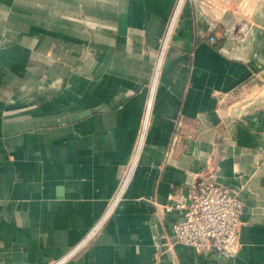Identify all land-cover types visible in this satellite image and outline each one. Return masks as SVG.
Returning a JSON list of instances; mask_svg holds the SVG:
<instances>
[{"label":"crops","instance_id":"crops-1","mask_svg":"<svg viewBox=\"0 0 264 264\" xmlns=\"http://www.w3.org/2000/svg\"><path fill=\"white\" fill-rule=\"evenodd\" d=\"M202 1L0 0V264H264V103L239 100L264 79V0ZM204 178L239 190L232 260L176 244L161 210Z\"/></svg>","mask_w":264,"mask_h":264},{"label":"built area","instance_id":"built-area-1","mask_svg":"<svg viewBox=\"0 0 264 264\" xmlns=\"http://www.w3.org/2000/svg\"><path fill=\"white\" fill-rule=\"evenodd\" d=\"M201 6L202 0H191ZM246 16V15H244ZM247 17V16H246ZM240 21V28L236 31L237 40L248 34V26ZM212 43L214 38L209 37ZM165 41L162 44L164 49ZM163 51V50H161ZM159 72L158 63L152 68L149 82V102L146 110L150 108L152 94L157 82ZM146 122H144V125ZM176 141V138H174ZM141 142V138L140 141ZM125 177L118 189L112 203H118V198L126 186ZM167 204L161 206V210L170 212L182 211L183 219L172 226L175 243L194 248L198 253L214 252L226 259H234L239 249V232L241 217L245 211L241 202L239 190L230 191L227 188L214 184L210 178H204L197 184L189 187L184 200L175 202L169 198ZM162 246L171 247L166 238L161 240ZM65 260L51 262L50 264H64Z\"/></svg>","mask_w":264,"mask_h":264},{"label":"rangeland","instance_id":"rangeland-1","mask_svg":"<svg viewBox=\"0 0 264 264\" xmlns=\"http://www.w3.org/2000/svg\"><path fill=\"white\" fill-rule=\"evenodd\" d=\"M251 8H245V6H236V8L232 9L233 18L236 19L235 25V33L240 28V26H237L239 22L247 21L246 18H252L253 13L250 12ZM246 15V16H244ZM150 81V80H149ZM254 88H252V85L249 88H246V91L241 92L239 95L240 101H246L248 105L246 106H253V105H261L264 103V79L260 80L256 85H253ZM243 102V103H244ZM117 204V203H116ZM116 204L112 203L110 204V207L115 206Z\"/></svg>","mask_w":264,"mask_h":264}]
</instances>
